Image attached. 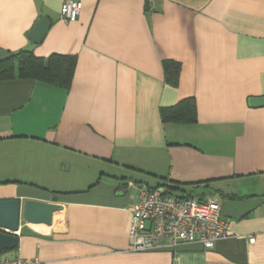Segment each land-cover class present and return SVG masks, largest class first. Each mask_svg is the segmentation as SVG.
<instances>
[{
  "label": "crops",
  "instance_id": "0c3cea01",
  "mask_svg": "<svg viewBox=\"0 0 264 264\" xmlns=\"http://www.w3.org/2000/svg\"><path fill=\"white\" fill-rule=\"evenodd\" d=\"M0 0V50L74 56L69 90L0 81V200L54 204L51 224L20 217L32 264H264V0ZM46 20L44 37L29 33ZM180 65L165 82L163 62ZM195 102L193 124L159 111ZM215 201L232 235L205 250H129L141 189ZM178 193V191H176ZM174 192V193H176ZM179 194V193H178ZM253 238L250 242L249 239Z\"/></svg>",
  "mask_w": 264,
  "mask_h": 264
},
{
  "label": "built area",
  "instance_id": "2783aa9c",
  "mask_svg": "<svg viewBox=\"0 0 264 264\" xmlns=\"http://www.w3.org/2000/svg\"><path fill=\"white\" fill-rule=\"evenodd\" d=\"M80 11V1L62 0L59 16L63 22L72 23ZM230 235L231 225L221 217L217 202L176 199L165 188L141 189L131 210L128 244L129 250L136 253L173 250L187 243H198L211 250L216 241ZM0 264H32V261L0 256Z\"/></svg>",
  "mask_w": 264,
  "mask_h": 264
},
{
  "label": "trees",
  "instance_id": "16d2710c",
  "mask_svg": "<svg viewBox=\"0 0 264 264\" xmlns=\"http://www.w3.org/2000/svg\"><path fill=\"white\" fill-rule=\"evenodd\" d=\"M6 53L8 56L0 61V81L13 79L36 81L65 91L69 90L76 65L74 56L52 54L47 58H39L26 49ZM162 66L165 82L176 87L180 65L174 61H164ZM159 114L162 123L193 124L196 121L195 102L192 98L183 99L173 107L160 109ZM164 188L168 195L176 199L194 198L178 187Z\"/></svg>",
  "mask_w": 264,
  "mask_h": 264
},
{
  "label": "water",
  "instance_id": "95a60500",
  "mask_svg": "<svg viewBox=\"0 0 264 264\" xmlns=\"http://www.w3.org/2000/svg\"><path fill=\"white\" fill-rule=\"evenodd\" d=\"M49 24L46 20L39 21L29 38L32 42L38 43L44 37ZM5 51L0 50V61L7 57ZM247 104L250 108L264 107V97L249 98ZM59 209L57 205L35 201H25L21 205L17 199L0 200V255L17 248L18 238L14 233L18 229L19 219L29 224H51L52 215Z\"/></svg>",
  "mask_w": 264,
  "mask_h": 264
},
{
  "label": "rangeland",
  "instance_id": "374dc122",
  "mask_svg": "<svg viewBox=\"0 0 264 264\" xmlns=\"http://www.w3.org/2000/svg\"><path fill=\"white\" fill-rule=\"evenodd\" d=\"M159 190H162V188H158Z\"/></svg>",
  "mask_w": 264,
  "mask_h": 264
}]
</instances>
